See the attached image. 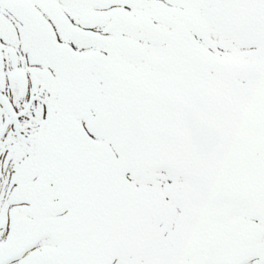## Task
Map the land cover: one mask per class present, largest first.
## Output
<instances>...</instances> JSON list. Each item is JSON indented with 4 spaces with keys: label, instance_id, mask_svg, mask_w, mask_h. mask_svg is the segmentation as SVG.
Returning a JSON list of instances; mask_svg holds the SVG:
<instances>
[{
    "label": "snow or ice",
    "instance_id": "1",
    "mask_svg": "<svg viewBox=\"0 0 264 264\" xmlns=\"http://www.w3.org/2000/svg\"><path fill=\"white\" fill-rule=\"evenodd\" d=\"M0 264H264V0H0Z\"/></svg>",
    "mask_w": 264,
    "mask_h": 264
}]
</instances>
